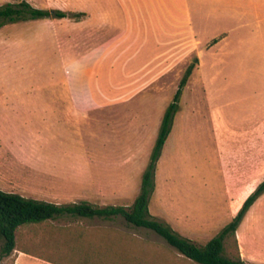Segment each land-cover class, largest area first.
<instances>
[{
    "label": "rangeland",
    "instance_id": "1",
    "mask_svg": "<svg viewBox=\"0 0 264 264\" xmlns=\"http://www.w3.org/2000/svg\"><path fill=\"white\" fill-rule=\"evenodd\" d=\"M20 1L69 17L0 29V154L10 151L9 141L24 140L18 123L8 125L11 111L1 105L98 102L102 107L89 110L86 120L65 122L62 141H50L51 149L65 153L56 160L91 173L74 185L73 196L49 199L129 206L139 193L164 112L194 64L156 163L150 212L196 242L216 236L249 190L264 180V10L249 15L252 27L244 28L241 15L224 7L240 0H168L177 13L167 15L166 38L157 42L144 23L135 31L138 40L131 38L133 30L118 28L129 14L118 12L117 1L0 0V5ZM126 1L121 0L124 11ZM76 223L60 218L49 225ZM101 224L131 230L121 218ZM255 230L264 231V195L248 213L240 237ZM22 232L20 244L29 247L28 229ZM32 238L42 241V229ZM47 254L42 256L50 258ZM15 255L1 264H13ZM22 264L41 263L24 258Z\"/></svg>",
    "mask_w": 264,
    "mask_h": 264
},
{
    "label": "crops",
    "instance_id": "2",
    "mask_svg": "<svg viewBox=\"0 0 264 264\" xmlns=\"http://www.w3.org/2000/svg\"><path fill=\"white\" fill-rule=\"evenodd\" d=\"M113 1L114 3L117 1L120 7L119 13L129 14L126 24L122 21L121 25L113 15V28H116L117 22L119 29L126 27L127 30H133L131 38L136 40L141 37L135 31H140L141 24L144 23L146 28L149 27L154 30L151 32V37L157 42H162L167 35V15L177 13L174 11L173 5L168 4V0H127L126 11L121 5V0ZM240 2H224L225 11L239 13L241 25L244 28H251L252 25L249 24L251 19L248 17L249 15L261 14L264 10V0H240ZM184 7L185 15L188 17L189 10L187 12L186 6ZM162 30L166 35L162 33ZM1 106L4 110L11 111L7 115L10 118L6 119L8 125L18 123L20 126L17 129H20L22 134L24 133V140H14V144L9 141L7 148L10 151H4L0 154V190L25 188L31 191L17 194L25 198L57 205L79 203L49 199L73 196L74 192L71 189L74 185L80 180H86L87 175L91 173L90 169L85 167H67L56 160L57 155L61 158L65 153L51 149L50 141H62L63 134L68 130L65 122L78 119L86 120L89 118L88 111L101 108V104L89 100L86 102H9ZM65 110L69 112H62ZM68 154L72 156L71 153ZM8 164L13 165L10 170L4 168ZM253 190L254 187L249 190V193ZM246 217L236 231L240 257L249 264H264V231H249L241 234L240 237L239 229ZM60 218L76 219L78 223L58 228L49 225L51 242L46 253L50 258L42 256L46 254L44 253L45 250L41 253L38 242L36 243L32 238L29 247L18 248L13 252L17 254L13 259V264H22L24 258H33L41 264H197L184 258L153 231L128 224L120 216L103 219L64 215L54 220ZM117 218L123 219L126 227L131 228V230H126L125 227L119 228L101 224L103 221H113ZM133 229L138 231L134 232ZM147 232L149 233L145 236ZM150 236L156 237L157 240H152ZM190 240L194 241L193 239Z\"/></svg>",
    "mask_w": 264,
    "mask_h": 264
},
{
    "label": "trees",
    "instance_id": "3",
    "mask_svg": "<svg viewBox=\"0 0 264 264\" xmlns=\"http://www.w3.org/2000/svg\"><path fill=\"white\" fill-rule=\"evenodd\" d=\"M68 17L69 14L66 12L34 8L26 1L0 5V29L18 22ZM193 68L194 64H191L185 71L172 102L164 112L149 164L142 174L140 190L133 203L130 206L100 207L81 201L75 204L57 205L0 190V264L18 248L25 249V245L20 244L24 237L22 232L24 228L28 229L29 237L25 241L29 244L36 231L42 229L43 239L38 244L40 249L46 251L49 247L47 241L51 239V232L48 230L49 221L64 215L103 219L120 216L128 224L153 231L184 258L197 264H249L240 257L236 231L252 206L264 195V180L244 200L231 221L206 244H199L181 236L168 223L153 217L149 212V200L155 187L156 163L171 132L179 108L182 88L186 85Z\"/></svg>",
    "mask_w": 264,
    "mask_h": 264
}]
</instances>
